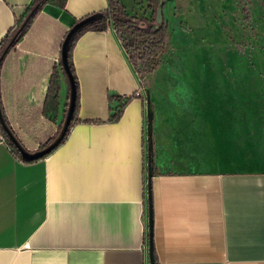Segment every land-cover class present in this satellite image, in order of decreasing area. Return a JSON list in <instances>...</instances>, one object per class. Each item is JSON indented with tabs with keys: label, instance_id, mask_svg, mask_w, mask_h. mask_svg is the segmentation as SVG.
<instances>
[{
	"label": "crops",
	"instance_id": "0c3cea01",
	"mask_svg": "<svg viewBox=\"0 0 264 264\" xmlns=\"http://www.w3.org/2000/svg\"><path fill=\"white\" fill-rule=\"evenodd\" d=\"M33 1L0 0V50L18 19L30 17ZM121 2L136 15L135 5ZM108 7L109 0H68L64 8L47 2L22 38L0 53V101L21 142L5 102L23 98L14 80L12 91L4 88L10 61L26 76L30 70V93L44 111L57 70L59 128L76 90L74 75L80 103L66 141L35 161H20L0 127V264H151L147 113L144 99L132 97L140 76L110 24L77 38L74 74L62 64L73 26ZM112 97H132L118 121H110ZM153 219L156 264H264V170L155 167Z\"/></svg>",
	"mask_w": 264,
	"mask_h": 264
},
{
	"label": "rangeland",
	"instance_id": "374dc122",
	"mask_svg": "<svg viewBox=\"0 0 264 264\" xmlns=\"http://www.w3.org/2000/svg\"><path fill=\"white\" fill-rule=\"evenodd\" d=\"M124 1L150 16L148 0ZM164 12L167 49L141 76L152 102L153 169L264 170V0H167ZM20 33L16 26L0 53ZM22 70L14 61L3 70L4 88L15 81L23 97L5 102L24 144L38 151L66 124L33 98L31 72Z\"/></svg>",
	"mask_w": 264,
	"mask_h": 264
},
{
	"label": "trees",
	"instance_id": "16d2710c",
	"mask_svg": "<svg viewBox=\"0 0 264 264\" xmlns=\"http://www.w3.org/2000/svg\"><path fill=\"white\" fill-rule=\"evenodd\" d=\"M67 1L68 0H34L32 5L36 7L31 13L30 17L26 20V22L25 20H21V19H18V21L16 22L17 27L21 26V33L19 34V37L14 40L13 44L15 45L16 42H18L22 38L25 31L32 22L33 17L40 10L43 4L47 2H52L55 5L64 8L66 6ZM148 2H149V8L152 9V13L148 17L132 15L131 13L128 12L126 6L121 2V0H109V7L107 10L88 15L82 18L81 20H79L76 24L93 16H96L92 21L88 22L83 27L79 28L70 41L68 62L71 72L73 74L75 72L71 55H72V48L77 38L87 30L108 29V20H112L114 29L116 30L120 40L122 41V44L129 56L132 65L134 66L136 72L140 76L141 84H143L141 76L151 74L157 69L159 65L158 57L166 51L168 45L167 44L168 23L165 21L164 18L161 22L157 21V9L161 5L164 8L167 0H161L160 2L159 0H148ZM74 80L76 84V100H75V107H74L71 123L64 136L56 143L54 148L49 153L54 151L57 147H59L62 143L66 141L73 124L79 121L77 118V114L80 107L79 91H78V84L75 75H74ZM59 92H60L59 73L57 72V70H54L51 75L46 101H45L46 113L49 114V112L52 111L53 112L55 111L57 113L58 104H59L58 103ZM132 97H135V95ZM132 97L111 98L112 102L114 100H117V104L112 107V115L110 116V121H118L121 118L125 105L130 101ZM0 104L2 109L3 121H4L3 123V121L0 118V127L6 137L8 144L10 145V147H12V151H14L15 154L21 156L20 151L14 140H16L23 148L24 146L22 142L18 139L16 133L10 127L9 122L4 114L1 101ZM8 129L13 136L9 134ZM46 147L48 146L45 147L43 146L39 150L45 149ZM25 161L28 162L27 160Z\"/></svg>",
	"mask_w": 264,
	"mask_h": 264
},
{
	"label": "water",
	"instance_id": "95a60500",
	"mask_svg": "<svg viewBox=\"0 0 264 264\" xmlns=\"http://www.w3.org/2000/svg\"><path fill=\"white\" fill-rule=\"evenodd\" d=\"M96 16H93L91 18H88L82 22H79L78 24H76L75 26H73V28L70 30V32L68 33V35L66 36L65 38V41H67V43L70 45V41L72 39V37L75 35L76 31L83 27L85 24H87L88 22L92 21ZM164 18V8L163 6H159L158 9H157V21L158 22H161ZM68 52H69V46L67 49H65V51L62 52V54L64 55V59L66 60V64L68 65L69 62H68ZM63 58V57H62ZM63 60V59H62ZM62 64L64 66V69L66 70V72L71 75V72H70V68L69 66H66L64 64V62L62 61ZM146 94H147V97H148V119H149V124H148V134H149V150L152 151V146H153V141H152V118H153V110H152V102H151V97H150V94H149V91L146 89ZM75 100H76V90L74 91L73 93V96H72V100H71V104H70V108H69V112H68V115L66 117V120H65V124H66V127H65V131L61 134V136L53 142V144L49 145L48 147H46L45 149H42V150H38L36 152H30L26 149H24L16 140L15 143L20 151V154H21V157L25 160H27L28 162L30 161H35V160H38L40 158H43L44 156L48 155L49 152L54 148V146L56 145V143L64 136V134L66 133L70 123H71V120H72V115H73V112H74V107H75ZM2 116L0 115V118ZM1 120L3 121V119L1 118ZM4 123V121H3ZM5 125V124H4ZM68 126V127H67ZM9 131V129H8ZM9 134L11 136H13L10 131H9ZM13 138V137H12ZM150 163H152V156H150ZM152 171H153V167L152 165H150V168H149V173H150V176L152 175ZM154 219H153V212H152V208H151V211H150V242H151V253H150V259H151V264H155V257H154Z\"/></svg>",
	"mask_w": 264,
	"mask_h": 264
},
{
	"label": "built area",
	"instance_id": "2783aa9c",
	"mask_svg": "<svg viewBox=\"0 0 264 264\" xmlns=\"http://www.w3.org/2000/svg\"><path fill=\"white\" fill-rule=\"evenodd\" d=\"M108 24L113 25V21L112 20H108ZM134 95H135V97H141V98L144 99L145 107H146V113H147V115H146V117H147V127H146V154H147V162H146V199H147L148 214H149V219H150L151 208H152V212H153V178H154V169L152 171V175L150 176L149 168H150V165H152V163H150V159H149L150 156H151V151L149 150V134L147 135V133H148V124H149V119H148V97H147V94H146V88L143 86V84L140 85V87L136 90ZM16 157L20 161L26 162L20 155H16ZM147 240H148V244H149V249H151L150 226L148 228ZM150 253H151V250H150Z\"/></svg>",
	"mask_w": 264,
	"mask_h": 264
}]
</instances>
